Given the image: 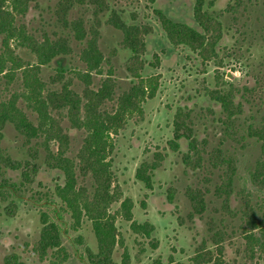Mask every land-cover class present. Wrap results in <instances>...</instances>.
<instances>
[{"label": "rangeland", "instance_id": "rangeland-1", "mask_svg": "<svg viewBox=\"0 0 264 264\" xmlns=\"http://www.w3.org/2000/svg\"><path fill=\"white\" fill-rule=\"evenodd\" d=\"M58 1L35 0L21 23L37 38H56L63 33L55 19ZM234 2L215 0L211 11L219 14ZM193 4L194 0H157L153 6L143 0H75L68 21L81 18L85 28L92 24L98 29L102 74H92L89 86L80 80L77 75L84 67L78 61V55L84 42L79 43L73 38L69 44L71 55L57 58L41 68L40 77L48 89H60L61 82H70L71 89L82 97L83 102L87 101L86 88L97 92L104 79H111L112 99L105 100L100 109L113 115L118 97L140 82L128 69L131 53L122 45L123 34L115 26V23L119 24L116 16L133 24L146 43L141 58L151 78H156L157 89L152 98L146 96L140 103V112L120 117L117 131L109 136L113 150L107 160L114 176L113 185L121 193L119 202L111 206V212L118 211L125 198L132 202V219L126 221L120 213L114 221L118 242L111 258L115 264H193L194 255L202 252L204 259L211 258L212 262L216 260L222 264H264V254L251 263L245 260L242 237L245 198L240 195L249 187L248 173L260 154V143L245 135L246 127L258 126L264 115V0H243L238 13L222 15L224 32L217 48L218 58L214 60L216 62L206 63L185 47H172L152 11L159 9L174 21L196 27ZM97 6L103 10L101 13ZM95 10L99 13L96 18ZM16 52L26 63H34V56L26 49L20 48ZM218 60H221L220 64ZM56 68L65 71L60 83L52 82ZM141 79L145 80V77L141 76ZM18 88L19 83H13L9 94ZM4 89L0 79V95H9ZM218 89L232 91L234 105L241 107V114L234 117V128L238 133L235 138L226 137L222 124L225 115L207 96L209 91ZM19 105L24 108L22 103ZM178 108L189 112L200 153L220 147L236 158L235 191L227 201L214 194L224 168L212 169L206 154H202L201 167H188L179 152L171 151L168 142L173 137V121ZM24 111L34 121L35 115L25 108ZM85 115V109H80L75 124L67 117H57L68 135L66 155L75 162L79 160L86 135L82 125ZM25 142L14 127L6 123L0 144L3 151L16 160L29 159L27 147L34 142L29 146H25ZM185 143V140L180 141V152H186ZM51 149L56 151V145ZM155 153H160L163 159L153 172V189L147 190L135 174L141 163L150 161ZM37 154L39 170L34 182L10 197L16 205L12 216L6 214L9 200L2 201L0 196V264H5L4 258L10 254L17 255L24 264H47L32 251L41 227L39 212L47 210L50 216L53 215L51 210L41 206L47 199L53 201V207L59 209L62 217V245L70 255L65 264H89L86 249L92 253L98 251L91 223L83 219L78 230L69 228V216L60 210V203L53 196L54 185L62 184V176L42 163L45 155L42 149L38 148ZM6 176L16 184L20 182L17 172L8 171ZM77 185L80 189L90 190L91 180L82 178L77 172ZM189 188L204 192L205 210L201 215L194 213L186 196ZM3 195L7 197L8 192ZM261 198L260 193H253L251 203L260 206L264 204ZM262 213L263 210L257 211V219L264 217ZM145 223L153 228L148 238L136 231L137 225Z\"/></svg>", "mask_w": 264, "mask_h": 264}, {"label": "trees", "instance_id": "trees-1", "mask_svg": "<svg viewBox=\"0 0 264 264\" xmlns=\"http://www.w3.org/2000/svg\"><path fill=\"white\" fill-rule=\"evenodd\" d=\"M35 0H0V79L3 80L4 90L9 94V87L19 83V88L14 89L9 95H0V144L3 139V130L6 123H10L15 131L25 139V146L32 142L34 145L27 147L29 159L16 160L6 154L0 146V196L2 201L9 203L6 214L12 216L15 203L10 200L20 188L28 187L34 182L39 170L38 148L45 153L42 163L50 170H57L62 176V184H55L53 196L60 203V210L69 216V228L76 231L80 228L83 219L91 223L92 231L97 240V253L86 249L89 264H115L112 261V252L118 242V232L114 225L117 215L127 221L132 219V202L125 198L120 202L118 211L112 213L111 206L119 202L121 193L113 185V173L110 162L107 160L113 150L110 134L119 127L120 117L132 112H140V103L147 98H152L157 89L156 78H151L149 69L143 66L142 53L146 43L143 42L141 32L129 22H123L119 17V24L115 26L123 34L122 45L129 50L131 56L127 66L134 76L140 79L138 85L129 92L118 97L113 115H107L100 107L105 100L112 99L111 79H104L97 92L86 88V102L71 89L70 82L62 83L64 69L56 68L53 83L61 82L60 89H48L41 77V68L72 54L70 39L79 43L84 42L79 51L78 61L83 65V71L77 75L86 86L91 82V75L102 74L103 56L98 47L99 31L95 25L84 27V21L77 18L68 21V14L75 5V0H59L55 6L56 23L63 29V33L56 38H37L27 27L21 23L29 6ZM149 5H154L157 0H143ZM215 0H194L193 20L196 27L183 22L174 21L161 10L153 8L156 21L163 32L167 42L174 48L185 47L197 54L202 62L214 61L218 58L217 48L224 32L221 21L223 14H236L243 0H235L227 10L218 13L211 11ZM100 6V5H99ZM98 7V6H97ZM100 7H98L99 9ZM103 10L100 8L99 13ZM94 11V18L99 14ZM235 17V16H233ZM26 49L34 56V63H26L16 52L17 49ZM219 64L221 60H218ZM216 62V61H214ZM145 77V80L141 79ZM225 84V83H224ZM207 96L219 105L225 115L224 133L227 138L238 135L234 128L235 116L241 114L240 105H234L232 91L218 89L209 91ZM25 110L35 115L34 121L25 113ZM85 109V119L82 123L85 137L78 162L69 158L66 153L69 146L68 135L61 126L59 116L67 117L70 122L77 123L80 109ZM66 112V114H65ZM58 117V118H57ZM246 137L255 138L260 143V154L255 161L253 169L248 173V188L241 191L245 198L242 205L244 226L242 237L245 245V260L250 263L256 257L264 254V217L257 219V211L264 212V204L253 205L252 194L260 193L261 202L264 203V115L258 126L248 125ZM233 138V139H234ZM240 138H245L240 135ZM185 140L186 152H180V141ZM172 152L180 153L182 161L188 167H201L204 162L203 155H207L212 169H222L220 184L215 187L214 194L227 201L235 191L234 179L237 173V160L231 154L217 147L208 153H200L197 139L192 128L189 112L178 108L173 121V137L168 142ZM56 145V151L51 147ZM160 153H155L150 161H143L136 170L135 178L147 190H152V175L159 167L162 160ZM19 173L20 182L16 184L7 172ZM77 172L82 178L91 180V189H80L77 185ZM55 181V180H54ZM8 192L4 197L3 193ZM186 196L190 201L195 214H203L205 210L204 192L200 189H187ZM41 205L51 210L39 212L40 231L38 240L33 244L32 251L40 261L47 264H65L69 259L66 248L62 245V228L59 209L53 207V201L47 199ZM264 214V213H262ZM149 237L153 228L147 223L137 225L136 231ZM217 245V242H215ZM203 252L193 257V264H222L219 261L204 259ZM5 264H24L19 257L10 254L4 258ZM169 264H180L170 262Z\"/></svg>", "mask_w": 264, "mask_h": 264}]
</instances>
